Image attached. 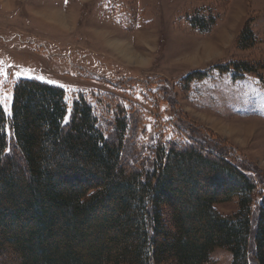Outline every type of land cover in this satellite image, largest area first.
<instances>
[{"label": "trees", "instance_id": "obj_1", "mask_svg": "<svg viewBox=\"0 0 264 264\" xmlns=\"http://www.w3.org/2000/svg\"><path fill=\"white\" fill-rule=\"evenodd\" d=\"M213 21L190 22L207 32ZM249 22L238 49L255 43ZM230 68L255 71L210 67ZM66 115L63 89L30 78L15 83L9 117L0 104V264H207L217 248L230 264H264V193L253 198L259 178L224 139L176 121L185 139L143 145L142 157L119 115L112 134L83 98ZM234 198V213L217 210Z\"/></svg>", "mask_w": 264, "mask_h": 264}, {"label": "rangeland", "instance_id": "obj_2", "mask_svg": "<svg viewBox=\"0 0 264 264\" xmlns=\"http://www.w3.org/2000/svg\"><path fill=\"white\" fill-rule=\"evenodd\" d=\"M196 16L214 20L209 31L192 26ZM247 20L256 40L238 49ZM237 61L255 71L210 69ZM196 70L206 76L186 83ZM29 78L63 89L65 121L79 98L107 133L124 118L128 147L142 157L143 145L185 139L176 121L222 138L258 176L253 198L264 193V0H0V104L8 117L15 83ZM216 208L231 215L237 199ZM209 254L207 264L231 263L225 248Z\"/></svg>", "mask_w": 264, "mask_h": 264}]
</instances>
